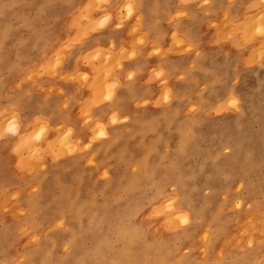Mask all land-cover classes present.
I'll list each match as a JSON object with an SVG mask.
<instances>
[{"label": "rangeland", "instance_id": "obj_1", "mask_svg": "<svg viewBox=\"0 0 264 264\" xmlns=\"http://www.w3.org/2000/svg\"><path fill=\"white\" fill-rule=\"evenodd\" d=\"M145 14L159 33L185 20L196 41L98 40ZM72 60L87 70L62 74ZM124 60L154 64L122 77ZM35 65L82 80L79 128L28 130L2 108ZM77 206L89 225L66 217ZM52 213L67 242L38 248ZM0 264H264V0H0Z\"/></svg>", "mask_w": 264, "mask_h": 264}, {"label": "crops", "instance_id": "obj_2", "mask_svg": "<svg viewBox=\"0 0 264 264\" xmlns=\"http://www.w3.org/2000/svg\"><path fill=\"white\" fill-rule=\"evenodd\" d=\"M179 10L180 8L177 7L171 8L168 12V16L175 15ZM135 20L136 19L132 18L123 23L122 26L112 28L103 35L105 36L104 38H99L98 40L107 41L110 36H113L119 44L124 42L123 44L129 49L139 37H144L160 44L163 52L169 47H172V33L174 31L178 33V36H183L185 38H183L184 40L189 42L196 41V38L194 37L184 36L191 28L185 27V20L179 19L176 20V22L173 21L169 29L164 24V21L166 23L168 18L167 20L163 18L160 26L163 31L161 30L160 33L153 30L154 28L148 14L144 15V27L133 31ZM187 21V24L191 22V20ZM163 33L165 34L164 36ZM151 46L152 45L150 44L146 50H150V48H152ZM84 54L86 53L81 52L80 57L83 58ZM81 63L83 64V62H75L74 60L68 62V67L63 69L62 74L67 75L72 71L87 70L85 67H82ZM121 64L125 68L121 72L122 77H124L130 68L139 66H143L145 72L149 74L154 63L153 61H150L149 63L138 61L135 63L125 62L124 60ZM75 65L78 67H75ZM53 71L54 70L49 67L43 70V72H40L38 65L24 69L22 72L12 76V80L14 79L16 83L11 85L13 88L10 89L6 95H2V102H4L2 104H6L2 108L6 109L7 112H17L22 119H20V123L24 125L25 129L30 130L34 128L37 124L36 118H44L48 123L56 125L61 123L66 124V126L68 124H75L77 127L78 125H82L84 121L83 112L90 101L88 99L92 97L89 93L87 94L88 89L82 85V80L77 78H60ZM58 88H62L64 93L60 94ZM19 99L20 102H18ZM65 102L68 104L66 107L67 109L64 108ZM101 105L102 106L99 109L94 110V114L98 118H102L103 113L109 115L117 106L116 103L108 100H105ZM101 110H103V112ZM78 130L80 129H77V132ZM84 137L85 135L82 134L81 138Z\"/></svg>", "mask_w": 264, "mask_h": 264}, {"label": "bare ground", "instance_id": "obj_3", "mask_svg": "<svg viewBox=\"0 0 264 264\" xmlns=\"http://www.w3.org/2000/svg\"><path fill=\"white\" fill-rule=\"evenodd\" d=\"M176 35V34H175ZM175 35H174V37H175ZM178 36V35H177ZM185 36V35H184ZM173 37V39H175ZM177 38V37H176ZM180 38H184L183 36H181ZM180 38H178V39H180ZM26 41V40H25ZM3 78V77H2ZM1 78V79H2ZM2 86V85H1ZM21 98V97H20ZM22 99V98H21ZM119 101V100H118ZM18 102H20V99H19V101ZM114 102H115V100H114ZM120 102V101H119ZM122 102V101H121ZM117 104V103H116ZM121 105H123V104H121ZM119 106V105H118ZM171 107V106H170ZM100 108V107H99ZM122 108V107H121ZM102 112H103V110H101ZM85 113V112H84ZM166 113L168 114V112L166 111ZM171 113V112H170ZM67 117H68V115H67ZM170 117V116H169ZM171 118V117H170ZM69 119V118H68ZM171 120V119H170ZM155 120H153L152 122H154ZM41 123V122H40ZM171 123V122H170ZM172 123H173V120H172ZM149 124V123H148ZM153 124V123H152ZM174 124V123H173ZM123 125V124H122ZM150 125V124H149ZM158 125V124H157ZM161 125V124H160ZM44 126V125H43ZM153 125H151V127H152ZM155 127V126H154ZM157 127V126H156ZM123 129V128H122ZM39 130H40V128H39ZM42 130V129H41ZM172 130V129H171ZM151 131V130H150ZM156 131V130H155ZM168 131V130H167ZM119 133V132H118ZM157 133V132H156ZM179 133V132H178ZM119 135V134H118ZM48 139V138H47ZM46 140V139H45ZM68 140H72V139H70V138H68ZM66 141H67V139H66ZM63 142H65V140H62V142L61 143H63ZM68 142V141H67ZM65 143L67 146H68V148H69V146L71 147V145H73L72 144V142H74V141H70V142H68V143ZM70 143H71V145H70ZM51 143H49V145H50ZM65 144H62V149H64L65 147H66V145ZM69 144V145H68ZM75 144H77V142L75 143L74 142V145ZM24 145V144H23ZM19 146V145H18ZM26 146H28V145H26ZM63 146H64V148H63ZM80 146V145H79ZM55 147V146H54ZM27 148V147H26ZM38 148V147H37ZM36 148V149H37ZM22 150V149H21ZM20 150V151H21ZM58 150V149H57ZM19 151V152H20ZM62 151H64V150H62ZM62 151L60 152V151H58V154L56 155V158H57V156L58 155H61L62 154ZM60 152V153H59ZM65 153L66 152H68L67 150L66 151H64ZM64 153V154H65ZM21 154V153H20ZM3 155V154H2ZM28 159H25V160H23L22 162H25V161H27ZM29 161V160H28ZM26 163V162H25ZM24 163V164H25ZM21 164V163H20ZM44 164V163H43ZM57 167V166H56ZM61 167H62V165H61ZM68 169V168H67ZM66 169V170H67ZM62 170V169H61ZM48 174V173H47ZM83 174V173H82ZM74 180V179H73ZM81 180V179H80ZM62 182V181H61ZM64 183V182H63ZM61 184V183H60ZM123 184V183H122ZM65 185V184H64ZM80 185V184H79ZM65 187V186H64ZM132 187V185H130V186H128V188H131ZM61 188V187H60ZM127 188V187H126ZM63 189V188H62ZM61 190V189H60ZM60 190H59V192H60ZM66 190H67V188H66ZM38 192V191H37ZM37 192L35 193V194H37ZM40 192V191H39ZM42 196V195H41ZM62 197V196H61ZM60 197V198H61ZM66 197V196H65ZM64 197V198H65ZM33 199V198H32ZM36 200V199H35ZM87 202V201H86ZM85 202V203H86ZM94 203V202H93ZM95 203H96V201H95ZM85 205V204H84ZM87 205V204H86ZM91 205V204H90ZM35 207V206H34ZM36 208H39V207H36ZM87 208H90V207H87ZM69 212V211H68ZM93 212L94 211H88V210H86L85 209V207H83V206H77V207H74V210H71L68 214H65L66 215V217H68L69 219H72V218H75L76 220H77V226H86V225H89V220H88V216H90V215H92L93 214ZM57 213V212H56ZM53 215H55V213H52V214H49V216L48 215H45L44 217H42V219H41V221L39 222V224H38V227L39 228H41V227H43V228H45L46 230L47 229H49V233H50V238L48 239V240H46V241H44V242H41V243H39L38 245H37V247L38 248H48V247H51V246H53V245H55V244H58V243H60V242H67V240H57L56 239V237H55V234L57 233V226L55 225V221H53L52 219H50ZM34 221H36V220H34ZM99 223V222H98ZM97 223V224H98ZM55 225V226H54ZM54 226V227H53ZM101 227H99L98 229H97V233H99L100 232V229ZM123 230H120V232H122ZM10 233H11V230H10ZM14 235V234H13ZM117 235H118V233H117ZM38 253V255H41L40 254V251H38L37 252ZM34 256V255H33Z\"/></svg>", "mask_w": 264, "mask_h": 264}]
</instances>
